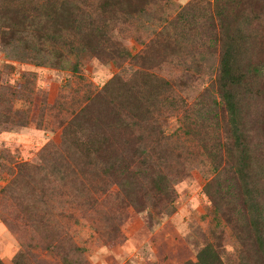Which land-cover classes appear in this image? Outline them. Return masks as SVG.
<instances>
[{
    "label": "trees",
    "instance_id": "16d2710c",
    "mask_svg": "<svg viewBox=\"0 0 264 264\" xmlns=\"http://www.w3.org/2000/svg\"><path fill=\"white\" fill-rule=\"evenodd\" d=\"M157 2L0 0V47L7 55L10 51L16 59L40 67L74 72L85 59L111 61L119 70L125 61L138 67L132 76L122 72L113 76L72 111L60 144L45 148L38 166L7 162V168V156L0 151V173L8 169L9 177L0 195H12L19 202L28 199L25 209L34 215L40 205L55 202L54 196L65 187L71 203L94 212L115 199L119 209L147 212L149 218L159 221L168 217L175 211L174 185L186 176L178 140L192 108L179 92L186 90L182 80L196 67L192 49L208 45L219 57L216 78L226 137L214 148L218 164L213 168L215 178L206 187L212 182L215 187L211 196L215 227L224 224L234 245L232 255H226L221 237H217L221 243L207 240L196 249L195 261L183 264H230L231 256L236 258L235 264H264V191L261 194L254 163L248 159L247 151H252L238 109L258 77L264 78V63L260 73L255 66L259 62L254 61L259 29L264 31V0H191L175 19L158 26L150 10ZM200 12L206 15L203 35L196 31L197 25H203ZM138 21L144 30L145 24H151L152 34L136 37L142 49L133 55L121 36L137 31ZM169 29L187 32L167 36ZM162 65H174L185 72L178 81L165 79L155 72ZM22 97L21 90L0 87V129L25 125L23 111L13 110L12 104ZM10 104L11 109L3 112ZM214 116L219 115L210 108L206 118ZM172 119L179 123L174 132L169 129ZM172 140H177L176 145ZM222 149L225 164L218 152ZM101 197L109 200L102 202ZM106 220L120 221L112 216ZM27 260L26 253L20 251L13 264H28ZM0 264H4L1 259Z\"/></svg>",
    "mask_w": 264,
    "mask_h": 264
},
{
    "label": "rangeland",
    "instance_id": "374dc122",
    "mask_svg": "<svg viewBox=\"0 0 264 264\" xmlns=\"http://www.w3.org/2000/svg\"><path fill=\"white\" fill-rule=\"evenodd\" d=\"M159 1L150 8L152 20L156 21L157 26L164 20L175 19L191 0H171L170 4L167 3L169 0ZM204 11H207L206 7ZM203 13H198L203 15L199 16V22L203 25H197L199 27L196 29L201 35L207 27L206 15ZM145 25V30L142 24L135 25L137 31L131 30L121 36L123 45L133 55L142 49L135 41L136 37L144 39L152 34L149 30L152 25ZM156 30L159 32V27ZM184 31L169 29L165 34H186L187 30ZM258 36L260 41L254 61L259 62L255 66L260 68L261 73V62L264 63V31L261 28ZM195 48L192 53L197 59L196 67L191 68L189 78L184 77L182 80L187 84L186 90L179 92L180 97L190 103L192 108L182 128L183 133L188 131L190 135L182 133L178 140V145L182 147L180 160L186 166V176L174 185L175 211L159 221L149 218L147 212L137 213L132 208L119 209L117 200L113 199L110 204L108 198L101 197L102 202L109 200L108 205L102 203L98 211L94 212L88 207L71 203L70 191L63 187L54 196L55 202H48L47 207L40 205L31 215L25 209L28 199L19 202L12 195H0V259L4 264H13L14 256L20 251L26 253L28 264H183L195 261L196 249L207 240L220 242L217 237H221L226 255H232L233 237L224 224L223 228H216L213 221V182L206 187L215 178L213 168L218 164L214 148H218L219 142H223L226 137L223 129L226 118L222 114L223 104L218 96L216 78L219 57L208 45H196ZM11 56L10 51L7 55L0 47V87L8 85L23 91L22 99L12 101V104L13 110L23 111L25 125H7L0 129V151L7 156L8 161L4 159L7 168V162H11L9 165L27 163L38 166L41 152L60 144L62 129L72 118V111L113 76L122 72L129 77L138 68L129 61L122 63V70H119L111 61L100 63L85 59L74 72L40 67L31 61ZM155 72L165 79L178 81L185 70L174 65H162ZM262 72L264 74V69ZM261 88L264 89V78L261 80L260 75L255 88L244 97L238 109L241 129L252 151H247L250 155L248 159L254 163L253 174L257 182L261 183L259 190L262 194L264 90L261 95ZM5 98L8 99V95ZM11 107L3 109V112ZM210 108L219 116L207 119ZM10 116L13 117L12 113ZM177 124L174 119L170 121V132H174ZM174 141L177 140L171 143L176 145ZM218 152L222 164H225L227 159L224 150ZM7 170L0 173V190L8 182ZM39 197L40 194H37L35 198ZM107 216L120 221H107ZM53 246L58 249L53 251ZM250 254L248 252L247 257ZM229 263L235 264L236 258L231 256Z\"/></svg>",
    "mask_w": 264,
    "mask_h": 264
}]
</instances>
